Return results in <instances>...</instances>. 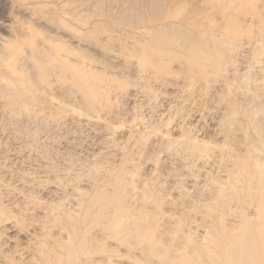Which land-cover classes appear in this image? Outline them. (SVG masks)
<instances>
[{"label": "rangeland", "instance_id": "374dc122", "mask_svg": "<svg viewBox=\"0 0 264 264\" xmlns=\"http://www.w3.org/2000/svg\"><path fill=\"white\" fill-rule=\"evenodd\" d=\"M192 6L0 0V264H264V0Z\"/></svg>", "mask_w": 264, "mask_h": 264}, {"label": "bare ground", "instance_id": "6f19581e", "mask_svg": "<svg viewBox=\"0 0 264 264\" xmlns=\"http://www.w3.org/2000/svg\"><path fill=\"white\" fill-rule=\"evenodd\" d=\"M116 1H123L125 3V12L116 18L109 16L108 12H104L101 14V18L111 19L113 27H130L139 31L144 30V34L156 39L163 37L167 43L172 42L167 37L170 32L186 29L187 26L198 27L197 24H193L187 18H195L207 13L204 8L191 7L195 0ZM189 2L190 4L188 5Z\"/></svg>", "mask_w": 264, "mask_h": 264}]
</instances>
